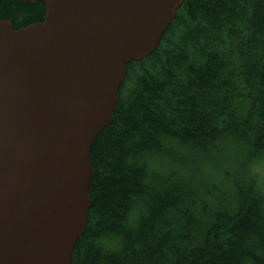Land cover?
<instances>
[{"label": "trees", "instance_id": "1", "mask_svg": "<svg viewBox=\"0 0 264 264\" xmlns=\"http://www.w3.org/2000/svg\"><path fill=\"white\" fill-rule=\"evenodd\" d=\"M43 18L0 0L14 30ZM126 70L71 264H264V0H184Z\"/></svg>", "mask_w": 264, "mask_h": 264}, {"label": "water", "instance_id": "2", "mask_svg": "<svg viewBox=\"0 0 264 264\" xmlns=\"http://www.w3.org/2000/svg\"><path fill=\"white\" fill-rule=\"evenodd\" d=\"M0 19V264H71L86 229L91 146L126 66L158 46L184 0H21Z\"/></svg>", "mask_w": 264, "mask_h": 264}, {"label": "rangeland", "instance_id": "3", "mask_svg": "<svg viewBox=\"0 0 264 264\" xmlns=\"http://www.w3.org/2000/svg\"><path fill=\"white\" fill-rule=\"evenodd\" d=\"M261 175L263 176V180H264V170L261 171Z\"/></svg>", "mask_w": 264, "mask_h": 264}]
</instances>
